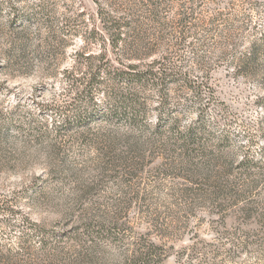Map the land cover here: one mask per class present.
Here are the masks:
<instances>
[{"label":"rangeland","instance_id":"374dc122","mask_svg":"<svg viewBox=\"0 0 264 264\" xmlns=\"http://www.w3.org/2000/svg\"><path fill=\"white\" fill-rule=\"evenodd\" d=\"M168 2L158 25L143 20L148 40L199 88L169 83L165 103L157 87L137 90L111 119L104 89L75 88L115 56L94 0H0V264H123L149 239L162 256L139 264H264V0H199L203 22L179 48V1ZM199 116L179 149L176 125Z\"/></svg>","mask_w":264,"mask_h":264},{"label":"trees","instance_id":"16d2710c","mask_svg":"<svg viewBox=\"0 0 264 264\" xmlns=\"http://www.w3.org/2000/svg\"><path fill=\"white\" fill-rule=\"evenodd\" d=\"M178 1V10L174 13L173 22L174 26L179 27V30L174 35L173 40L176 41V45L179 48L186 44L189 36L193 37L195 35L199 27L197 25L203 22V20H194L196 19L195 7L199 0ZM94 2L97 6L96 14L101 24L103 41L109 42L111 51L115 56H99L98 59L104 61L105 64L104 66L99 65L96 71L89 75L90 77L87 80L78 84L79 86L83 84L81 89H78V85L75 86L77 93L79 92L81 94L80 96H85L84 92L91 94L100 91V89H104L102 91L103 93H107L109 99L108 104L110 105L107 109V114L112 119V110H117L120 107L127 110V108L136 106L135 103L139 101L137 90H143L149 86L157 87L163 103H165L169 95L168 91H166L167 86H170L168 85L169 83L184 80V83H187L189 88L194 89L193 91L199 88L198 84H195L193 81L191 82L186 76L183 79L181 76L179 77V74H181L180 69H182V61L179 59L181 63L177 62L178 57L174 55L170 56L166 53H155L153 51L150 43L151 39L144 28L143 20H147V23L151 22L158 25L159 18L156 17L155 12L161 9L163 4L167 7L171 6L168 0L166 2L164 0L162 3L161 0H131L126 3L125 11L122 12L118 8L110 6L111 3L109 0H94ZM143 11H147L149 16H144ZM31 14L29 13L25 20L29 21ZM212 20L209 19V24L213 23ZM23 23L24 19H18L17 17V25L19 26ZM162 24L163 26L159 28V31L150 32L153 34L152 38L154 40L161 42L169 33L167 31L169 29V22ZM209 31V27L207 29L205 28L200 38H196L200 46L204 45L206 40L205 36ZM261 49L262 47L254 45V48L250 49L247 56H243L240 59L237 65L238 70L245 75L253 74L256 71L255 66L259 59ZM87 58L85 57V59ZM198 60L197 63L204 62V58H198ZM115 102L116 105H114ZM113 105L114 107H112ZM125 113L127 114L126 119L133 118V114L130 111H125ZM114 116H117V114ZM200 118L201 116H199V123L191 124L187 128L182 129L176 125V136L180 140L179 144H177L179 149L183 150L186 147L188 148L194 142L195 136L203 130L202 125H200ZM161 119L159 117L156 123V129L159 132L167 128L164 120ZM168 123L170 125L172 121ZM129 125L132 128H136L134 121ZM242 207V209L247 207V215L250 218V211L253 209L252 206H249V203H247L246 206ZM148 242L147 246L133 251L131 258L123 264H139L140 261L149 263L151 258L156 256L161 257L163 252L162 247L150 239Z\"/></svg>","mask_w":264,"mask_h":264}]
</instances>
